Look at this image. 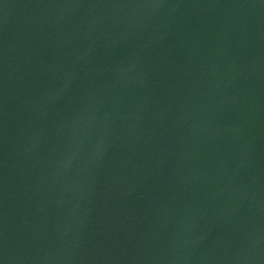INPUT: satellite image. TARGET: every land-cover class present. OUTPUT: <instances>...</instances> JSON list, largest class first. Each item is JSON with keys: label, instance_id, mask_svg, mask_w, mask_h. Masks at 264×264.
I'll list each match as a JSON object with an SVG mask.
<instances>
[{"label": "water", "instance_id": "1", "mask_svg": "<svg viewBox=\"0 0 264 264\" xmlns=\"http://www.w3.org/2000/svg\"><path fill=\"white\" fill-rule=\"evenodd\" d=\"M0 264H264V0H0Z\"/></svg>", "mask_w": 264, "mask_h": 264}]
</instances>
